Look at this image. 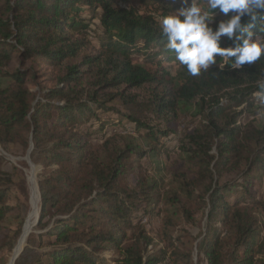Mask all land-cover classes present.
<instances>
[{
  "label": "trees",
  "instance_id": "trees-1",
  "mask_svg": "<svg viewBox=\"0 0 264 264\" xmlns=\"http://www.w3.org/2000/svg\"><path fill=\"white\" fill-rule=\"evenodd\" d=\"M179 7L173 0H0V147L27 153L31 139L30 159L43 167L39 220L12 264H193L194 239L173 236L185 215L190 220L184 198L198 201L205 220L199 261L264 264V106L254 95L264 56L222 71L217 57L208 71L189 75L159 27ZM225 18L217 10L215 21ZM90 46L95 52L82 55ZM220 46L232 41L221 37ZM14 60L20 68L10 67ZM36 60L61 72L39 93L28 88L35 74L24 67ZM146 87L143 101L134 92ZM144 111L160 122L150 124ZM180 117L192 127L178 132ZM92 120L98 129L83 132ZM124 122L135 125V136L93 143L90 135ZM172 136L175 157L163 162ZM145 158L154 173L143 171ZM128 176L131 188L123 184ZM142 207L160 210L158 238L168 251L147 255L154 239L143 227L129 235L131 211ZM30 212L23 171L0 168V264Z\"/></svg>",
  "mask_w": 264,
  "mask_h": 264
},
{
  "label": "clouds",
  "instance_id": "clouds-1",
  "mask_svg": "<svg viewBox=\"0 0 264 264\" xmlns=\"http://www.w3.org/2000/svg\"><path fill=\"white\" fill-rule=\"evenodd\" d=\"M173 2L180 7L159 18L160 33L166 37L165 49L189 75L208 71L217 65V57L222 58V71L225 66L240 70L264 56V0H205L204 5L197 0ZM217 10L226 18L215 21ZM221 37L231 40L232 46L221 47ZM257 84L254 95L264 106V80Z\"/></svg>",
  "mask_w": 264,
  "mask_h": 264
},
{
  "label": "rangeland",
  "instance_id": "rangeland-1",
  "mask_svg": "<svg viewBox=\"0 0 264 264\" xmlns=\"http://www.w3.org/2000/svg\"><path fill=\"white\" fill-rule=\"evenodd\" d=\"M201 1L202 0H197V3L203 5L204 3ZM86 17L87 16H85V18ZM91 27H92V29L94 28L93 25ZM94 40H95V38L92 39V42L97 43V41L96 40L94 41ZM94 52H95V49L90 46V48H86L83 50L82 55L93 54ZM10 67L11 68H20V65H19L18 61L14 60L13 62H11ZM24 67L26 69L30 70L31 73L35 74L34 78L28 79L27 86L32 92H37V93L41 92L42 89L51 88L53 85H55V77H57V75H59L61 73L56 68L41 65L40 60H36L33 62L27 61L24 64ZM147 90L148 89L146 87L144 89H141V90H138L135 92L133 91V92L137 93L139 95V97L143 101H145L146 97H147L146 96ZM37 99H41V96L40 95L37 96ZM142 100H140V103H142ZM118 109L120 111H123L122 108H120V107ZM122 113H125V112H122ZM139 116H141V117L148 116V121H150V124H152V125H156L160 122V120L156 119L154 116H152V115L150 116L148 111H144V113L139 114ZM117 117L118 116L114 113H111V114H109V113L108 114H101L100 113V119H102V121H109V120L117 121ZM246 119H247V115H244L241 122H244ZM186 127L191 128L192 125L189 124V120L187 118L180 117L179 120L177 121L178 132L182 131ZM96 129H98L97 122L95 120H92L91 122L86 124L81 130L85 133H89V132L94 131ZM134 130H135L134 124H132L130 122H124V123H122V125L119 128L106 127L101 132H96L90 136H91V139L95 145H100L103 142V139L105 137L111 136L112 134H131V135L135 136ZM30 141H31V139H30ZM164 145H165V148L168 150V153L162 152V156H160V159H162L163 162L165 160H167L169 162V161H171V159H173L175 157V149L177 147L176 138L174 136H172V137L166 139L164 141ZM26 156H27V153H23L18 146L12 147V148L0 147V157L3 160V163L0 167L1 170L4 172H7V173H11L13 168H17V169L23 171V173L26 176V183H27L28 195H29V208L31 211L30 205H31L32 191L36 192L37 207L39 209L40 195H39V193H37V191H38V180L40 179V176L42 174L43 167L41 165L34 164L30 158H29L30 160L28 161L26 159ZM141 164H142V169L144 172H146L148 174L154 173V171H153L154 167L151 164H149V162L146 158L142 160ZM130 166H132V165H129V168H131ZM133 166H135L133 168L134 172L137 171L138 166H136V165H133ZM49 168H54L53 164H50V166L47 169H49ZM123 184L125 187L131 188L132 185L134 184L131 176L126 177L123 180ZM256 189H257V193H260L263 190V186L260 188L256 187ZM259 195L260 194H258V196ZM38 197H39V201H38ZM197 202L198 201L192 200L189 198L183 199V205L186 207V209L188 211L187 214L190 216L189 219L191 221L188 220V218H186L187 216L185 215V217L180 221L179 225L177 226L178 230L173 231V236L175 237L176 235L181 234V236H186V237L194 239V248H193V254H192L193 264H206V261H204V260L199 261L198 260L197 251H196L197 244L200 241V237L205 231V228H204L205 220L202 219L199 216V214L196 212V210L198 208ZM38 209L36 211L34 219H32L29 223L28 234L34 232V227H35L34 224H35V221L37 219ZM143 209L144 208L142 207L139 210L131 211L132 223L136 227L129 231V235H131L135 231H137V229L139 227H143V230L146 233V235H148L154 239L153 245L149 246L147 248V255H151V254H157L158 255L159 250L168 251V249L165 248V245L162 242H160V239L158 238V233H159V229L161 226V216H162L160 213V210H154L153 213H147V212L145 213ZM28 215H30V214L27 213L26 218ZM258 217L261 221H264V214H260V215L258 214ZM26 218H25V221H26ZM25 221H24V224H26ZM24 224H23L22 230L25 227ZM21 233H23V232H21ZM19 240L20 239L18 238L16 243H15L16 245H14L15 246L14 248H16V246L18 245ZM25 245H26V242H25ZM12 250H15V249H12ZM43 250L46 251L47 249L44 248ZM11 254H12V251L7 255V264L9 263V257ZM104 257L109 259L110 258L109 253H105ZM159 264H167V262L165 261V262H161Z\"/></svg>",
  "mask_w": 264,
  "mask_h": 264
},
{
  "label": "bare ground",
  "instance_id": "bare-ground-1",
  "mask_svg": "<svg viewBox=\"0 0 264 264\" xmlns=\"http://www.w3.org/2000/svg\"><path fill=\"white\" fill-rule=\"evenodd\" d=\"M33 177V176H32ZM34 190V189H33ZM38 207H37V200H36V192L32 191V196H31V213L29 215V217L26 220V224L25 227L23 229V233L20 237L19 243L16 246L15 250L12 252V254L9 257V263L8 264H12L14 259L16 258V256L20 253V251L22 250V248L25 245V241H26V236L29 232V223L32 219H34V216L36 214ZM38 213V212H37Z\"/></svg>",
  "mask_w": 264,
  "mask_h": 264
},
{
  "label": "water",
  "instance_id": "water-1",
  "mask_svg": "<svg viewBox=\"0 0 264 264\" xmlns=\"http://www.w3.org/2000/svg\"><path fill=\"white\" fill-rule=\"evenodd\" d=\"M32 149H33V146H32V142L30 141V148H29V150H28V152H27V156H26V159H27L28 161L30 160L29 158H30V155H31ZM39 215H40V210L38 209L37 219H36V221H35L34 226H36L37 223H38ZM23 248H24V247H23ZM23 248H22V250H23ZM22 250L20 251V253L22 252ZM20 253H19V254H20ZM19 254L16 256V258L19 256Z\"/></svg>",
  "mask_w": 264,
  "mask_h": 264
}]
</instances>
